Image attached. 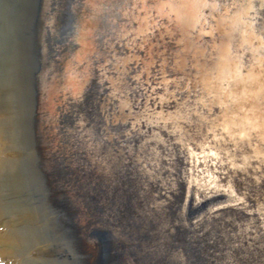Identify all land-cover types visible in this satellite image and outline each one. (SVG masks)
Wrapping results in <instances>:
<instances>
[{
	"label": "bare ground",
	"instance_id": "bare-ground-1",
	"mask_svg": "<svg viewBox=\"0 0 264 264\" xmlns=\"http://www.w3.org/2000/svg\"><path fill=\"white\" fill-rule=\"evenodd\" d=\"M229 7L0 0L2 264H264V51Z\"/></svg>",
	"mask_w": 264,
	"mask_h": 264
},
{
	"label": "snow or ice",
	"instance_id": "snow-or-ice-1",
	"mask_svg": "<svg viewBox=\"0 0 264 264\" xmlns=\"http://www.w3.org/2000/svg\"><path fill=\"white\" fill-rule=\"evenodd\" d=\"M176 2V0H167V3L172 4ZM198 5H202L204 9H212L213 7H220L225 8L228 5H231L227 10L230 13L239 14L237 13V9L242 10V15L245 18V31L241 33L243 37H248L249 35L255 37L252 40V44H256L257 47L264 51V27H261V21H264V0H193ZM208 15L215 19L212 12L209 11ZM197 23L199 24L200 21L198 20ZM203 23L205 25L209 24V19L203 18ZM203 35H215V33H211L209 31H203ZM251 52V45L247 39H244L240 45L239 49L237 50V57L239 63L237 64V81H233V83L237 84L239 88L240 96H244L246 94V89L243 87L245 83L251 81L252 76L250 72V65L246 63V54ZM240 72H244L248 76V81H244L242 77H240ZM262 74H264V69H262ZM231 99V97H229ZM235 103V101H234ZM225 132H228L229 129L227 127L224 128ZM240 136L241 141L247 139V134L244 132L238 133ZM250 146V144H249ZM207 147V145H205ZM239 150H243L242 148ZM206 156L219 158L217 153L214 151H209L204 153Z\"/></svg>",
	"mask_w": 264,
	"mask_h": 264
},
{
	"label": "rangeland",
	"instance_id": "rangeland-1",
	"mask_svg": "<svg viewBox=\"0 0 264 264\" xmlns=\"http://www.w3.org/2000/svg\"><path fill=\"white\" fill-rule=\"evenodd\" d=\"M0 264H2V260L0 259Z\"/></svg>",
	"mask_w": 264,
	"mask_h": 264
}]
</instances>
